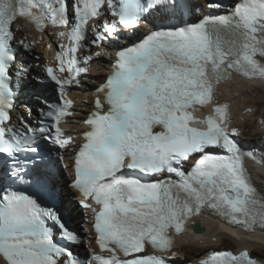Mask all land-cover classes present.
Here are the masks:
<instances>
[{
    "label": "snow or ice",
    "instance_id": "6c2138e0",
    "mask_svg": "<svg viewBox=\"0 0 264 264\" xmlns=\"http://www.w3.org/2000/svg\"><path fill=\"white\" fill-rule=\"evenodd\" d=\"M206 6L222 7L215 0ZM179 7L178 0H0V159L11 162L0 176V264H168L165 254L175 255L168 230L180 234L205 209L244 232L264 230V196L244 167L245 156L256 157L231 138L236 129L230 133L227 127L229 106L217 104L203 119L194 115L197 107L213 103L216 86L233 75L264 81V0H240L225 15L150 31L115 52L110 75L95 90L94 110L83 121L89 130L74 157L71 185L81 206L92 210L95 243L107 255L82 261L58 245L57 234L73 245L79 237L53 207L24 194L38 167L40 141L60 149L73 142L59 126L73 115L64 99L68 87L79 85L93 59L77 56L87 47L89 27L91 43L100 48L101 42L135 38L146 16L174 14ZM19 18L41 32L50 25L67 40L56 55L58 69L44 70L61 97L41 117L51 121L54 138L39 124L10 126L12 25ZM148 246L158 254H148ZM200 264L256 262L246 251H219Z\"/></svg>",
    "mask_w": 264,
    "mask_h": 264
},
{
    "label": "bare ground",
    "instance_id": "6f19581e",
    "mask_svg": "<svg viewBox=\"0 0 264 264\" xmlns=\"http://www.w3.org/2000/svg\"><path fill=\"white\" fill-rule=\"evenodd\" d=\"M201 5H206V1L197 0ZM14 27L18 28L17 36L23 40L32 43L33 53L44 55L47 53V46L59 43L55 41V34L46 32L47 37L37 35L28 26L16 21ZM105 47V45H103ZM29 51V50H28ZM105 57H96L91 61L89 69L91 78L95 84L84 82L81 86V91L69 94L76 103V112L68 119L67 133L77 134L83 129L82 117L85 116L83 111H89L93 108L94 94L92 89L97 88L99 81L105 80V69L111 61ZM218 99L228 100L232 104V123L240 136L246 140H260L264 136V84L260 80H243L240 77H235L231 82L225 83L221 89ZM217 99V100H218ZM219 99V100H220ZM21 110V109H20ZM81 139L77 140L79 143ZM72 165V163H69ZM59 178L62 179V172H59ZM257 186L259 191L264 194V175L256 174ZM62 193L60 195L61 204L71 208L73 201L69 199L68 191L64 185H61ZM204 228L201 233L191 231L190 234H184L177 239L176 245L172 251L174 257L183 256L185 260L195 261L204 256L208 251L215 250H235L248 248L251 254L257 256L264 262V230H256L254 233H249L246 236L232 231L215 220L209 217H199L194 220ZM88 242H91L88 239Z\"/></svg>",
    "mask_w": 264,
    "mask_h": 264
},
{
    "label": "water",
    "instance_id": "95a60500",
    "mask_svg": "<svg viewBox=\"0 0 264 264\" xmlns=\"http://www.w3.org/2000/svg\"><path fill=\"white\" fill-rule=\"evenodd\" d=\"M197 230H198L199 232H201V231H202L200 228H197Z\"/></svg>",
    "mask_w": 264,
    "mask_h": 264
}]
</instances>
